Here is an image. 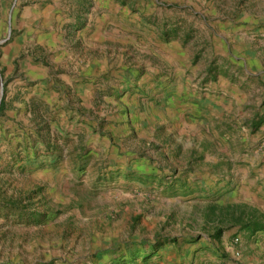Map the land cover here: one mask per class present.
Returning <instances> with one entry per match:
<instances>
[{
    "label": "rangeland",
    "instance_id": "rangeland-1",
    "mask_svg": "<svg viewBox=\"0 0 264 264\" xmlns=\"http://www.w3.org/2000/svg\"><path fill=\"white\" fill-rule=\"evenodd\" d=\"M263 164L264 0H0V264H264Z\"/></svg>",
    "mask_w": 264,
    "mask_h": 264
},
{
    "label": "crops",
    "instance_id": "crops-1",
    "mask_svg": "<svg viewBox=\"0 0 264 264\" xmlns=\"http://www.w3.org/2000/svg\"><path fill=\"white\" fill-rule=\"evenodd\" d=\"M211 103H212V101H210V100H208V99H205L203 105H208V107H209V105H211ZM195 106H197V105H195ZM249 164H250V165H254L253 162H249ZM262 168L264 169V164H263L262 167L259 168L258 170H261ZM256 169H257V168H256ZM254 170H255V168H254Z\"/></svg>",
    "mask_w": 264,
    "mask_h": 264
},
{
    "label": "trees",
    "instance_id": "trees-1",
    "mask_svg": "<svg viewBox=\"0 0 264 264\" xmlns=\"http://www.w3.org/2000/svg\"><path fill=\"white\" fill-rule=\"evenodd\" d=\"M258 227H259V226L256 224V229H258Z\"/></svg>",
    "mask_w": 264,
    "mask_h": 264
}]
</instances>
